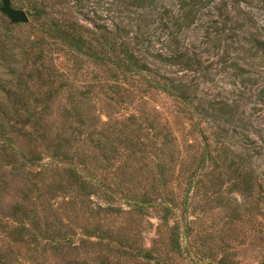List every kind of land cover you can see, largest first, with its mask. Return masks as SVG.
Listing matches in <instances>:
<instances>
[{
  "label": "rangeland",
  "instance_id": "374dc122",
  "mask_svg": "<svg viewBox=\"0 0 264 264\" xmlns=\"http://www.w3.org/2000/svg\"><path fill=\"white\" fill-rule=\"evenodd\" d=\"M11 3L29 22L12 23L0 0V264H264V31L251 35L264 0H209L214 24L231 7L241 18L221 43L206 20L181 36L203 52L201 75L153 57L180 0ZM47 16L78 21L80 49ZM121 21L127 40L143 33L152 70L122 66L109 34ZM159 73L241 100L252 137L240 127L216 142L214 112L163 91Z\"/></svg>",
  "mask_w": 264,
  "mask_h": 264
},
{
  "label": "trees",
  "instance_id": "16d2710c",
  "mask_svg": "<svg viewBox=\"0 0 264 264\" xmlns=\"http://www.w3.org/2000/svg\"><path fill=\"white\" fill-rule=\"evenodd\" d=\"M138 2H144V0H136ZM209 0H180V7L177 10V13H169L167 16H162V18H166L162 25L161 29L165 32V36L162 41V48H160V52L157 51L153 56L156 59L161 61H169L173 63V61H181L182 64L186 67V70L189 71H197L200 72V75L205 71L203 57L204 54L201 51L193 50V46H184V43L181 36L184 37L187 35V32L190 30L191 26L196 23V21L201 20L204 21L206 30V35L214 39L215 41L221 43L224 40L232 39L235 36L234 29H229L226 31V28L223 25H227L226 20H237L241 18L240 15L234 13V9L232 7L228 10L227 14L230 16L228 18H222L221 13L220 17L217 19H222V25L214 24L218 23L216 19H206L203 11L206 9ZM222 2V1H220ZM233 7H237V5L241 2V0H232ZM222 3L219 4V7ZM222 7V6H221ZM243 15H246V10H242ZM39 14H45L43 11H39ZM240 13V14H241ZM205 18V19H204ZM46 22L49 23V26L52 27V30L58 32L60 36L67 39L72 45L76 48L80 49L79 41L81 38L77 39L78 35H81V32L76 31V27L79 25L78 21H73L71 24L63 25L59 20L51 19L50 17H46ZM133 23L128 22L124 25V21L114 24V29L109 31L111 35V41L113 45V41L116 45H118L119 51L124 55V60L127 65H122L125 67L126 71L130 72H146L148 70H152L150 68L149 63L147 62L148 55L145 53L144 45L139 37V35H143V33H136L133 37L134 41H129L126 38L129 33H131V27ZM220 25V26H219ZM11 24L8 25L10 27ZM239 26H245V23H239ZM255 28V26H254ZM256 32L251 33V35L262 36V31H264V26H256ZM158 32V27L157 31ZM78 34V35H77ZM125 34L124 37H122ZM264 36V35H263ZM185 39V38H184ZM259 47L264 48V41L261 39H254ZM113 49V48H112ZM114 50V49H113ZM123 61V62H124ZM159 80L156 81L158 87H160L163 91L167 92L170 95L177 96L185 101H189L192 99L197 100L196 111L199 113L209 114L210 111L214 112L212 116V122H217L216 125V142H220L222 140V145L225 144V141L231 139L233 136L230 133L237 132V129L243 127L239 134L241 135L242 140H249L252 137L253 123L249 119L248 112L244 105L241 104V100L234 99H223L221 101L215 102L216 100L211 99L207 100L204 96H199L197 90L199 89V84L190 82L187 80L184 81L183 77L178 78L172 73H163L158 74ZM157 76V75H156ZM260 95L264 97V88L260 91ZM264 113V110H263ZM228 129H226V127ZM213 129V127H211ZM228 149H230L231 145L227 141Z\"/></svg>",
  "mask_w": 264,
  "mask_h": 264
},
{
  "label": "water",
  "instance_id": "95a60500",
  "mask_svg": "<svg viewBox=\"0 0 264 264\" xmlns=\"http://www.w3.org/2000/svg\"><path fill=\"white\" fill-rule=\"evenodd\" d=\"M2 2V10L12 23L20 24L29 22V15L25 10L14 8L12 6L11 0H2Z\"/></svg>",
  "mask_w": 264,
  "mask_h": 264
}]
</instances>
